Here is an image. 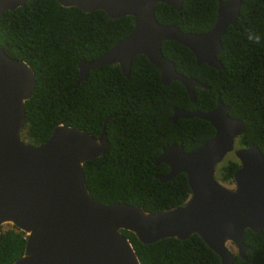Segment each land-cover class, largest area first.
I'll use <instances>...</instances> for the list:
<instances>
[{
    "label": "trees",
    "instance_id": "16d2710c",
    "mask_svg": "<svg viewBox=\"0 0 264 264\" xmlns=\"http://www.w3.org/2000/svg\"><path fill=\"white\" fill-rule=\"evenodd\" d=\"M218 1L223 0H182L179 11L157 3L154 18L183 33L206 32L215 22ZM132 24L130 16L109 19L101 10L86 13L61 7L54 0H28L1 15L0 48L33 72L34 90L24 102L21 139L41 144L61 119L64 125L96 137L107 118L103 154L83 163L88 193L103 205L122 202L155 213L183 204L189 190L183 173L159 182L156 176L165 174L167 167L154 165V158L171 143L181 144L188 152L213 135L211 125L199 118H178L171 123L172 108L206 112L219 96L229 107L228 116L244 125L233 146L254 145L264 155V0H241L237 19L220 39V71L195 64L189 50L176 42L161 43V54L177 73L206 86L193 89V102L178 81L162 85L159 71L142 55L132 58L127 77L116 64L99 66L73 88L78 60L96 59L126 36ZM247 29L260 34L259 44L247 40ZM238 167L229 155L217 167L215 179L230 185ZM120 232L140 264H219L218 257L196 235L141 244L132 233ZM24 241L22 232L2 226L0 264L17 259ZM242 241L247 247L244 258L232 251L233 264H264V228L258 232L246 229Z\"/></svg>",
    "mask_w": 264,
    "mask_h": 264
},
{
    "label": "water",
    "instance_id": "95a60500",
    "mask_svg": "<svg viewBox=\"0 0 264 264\" xmlns=\"http://www.w3.org/2000/svg\"><path fill=\"white\" fill-rule=\"evenodd\" d=\"M27 1L0 0V17ZM54 1L86 13L101 10L109 19L130 16L133 22L130 32L108 51L89 62L78 60L73 88L99 66L116 64L127 77L132 58L142 55L159 71L160 83L178 81L189 102L194 101L195 87L206 86L177 73L173 63L161 54V43L176 42L189 50L195 64L220 71V39L234 24L241 4V0L218 1L213 26L195 34L183 33L154 18L155 4L179 11L182 0ZM33 90L30 67L0 48V235L1 227L9 225L25 238L22 254L11 264H140L121 230L132 233L141 244L196 235L218 257L219 264H233L228 245L244 258L247 247L243 232L264 228V155L254 145L233 146L244 125L228 116L229 107L219 96L206 112L172 108L171 123L178 118H199L211 125L213 135L188 152L174 143L161 149L153 164H165L167 172L156 179L164 183L183 173L189 195L179 206L151 213L122 202L103 205L88 193L83 163L103 154L107 118L97 137L66 126L61 119L43 143L32 145L21 139L24 102ZM227 154L239 165L229 187L215 179V167Z\"/></svg>",
    "mask_w": 264,
    "mask_h": 264
},
{
    "label": "clouds",
    "instance_id": "9594fccd",
    "mask_svg": "<svg viewBox=\"0 0 264 264\" xmlns=\"http://www.w3.org/2000/svg\"><path fill=\"white\" fill-rule=\"evenodd\" d=\"M245 34H246V38H247L248 41L255 42L257 44H259L261 42V36H260V34L256 30H254V29H247L245 31Z\"/></svg>",
    "mask_w": 264,
    "mask_h": 264
},
{
    "label": "rangeland",
    "instance_id": "374dc122",
    "mask_svg": "<svg viewBox=\"0 0 264 264\" xmlns=\"http://www.w3.org/2000/svg\"><path fill=\"white\" fill-rule=\"evenodd\" d=\"M234 145L235 146H237V142H235L234 141ZM229 155H231V154H227L220 162H219V164L215 167V174H217V167L220 165V164H222L224 161H225V159L229 156ZM232 156V155H231ZM223 185H225V186H227V187H229L230 185L228 184V185H226V184H223ZM228 248L231 250V251H235V249H234V247L232 246V245H228Z\"/></svg>",
    "mask_w": 264,
    "mask_h": 264
},
{
    "label": "flooded vegetation",
    "instance_id": "af4514ba",
    "mask_svg": "<svg viewBox=\"0 0 264 264\" xmlns=\"http://www.w3.org/2000/svg\"><path fill=\"white\" fill-rule=\"evenodd\" d=\"M97 137V136H96Z\"/></svg>",
    "mask_w": 264,
    "mask_h": 264
}]
</instances>
